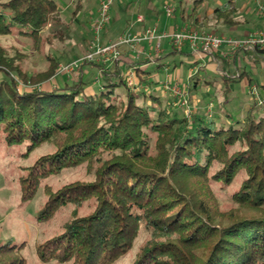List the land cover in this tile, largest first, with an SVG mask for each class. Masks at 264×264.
Listing matches in <instances>:
<instances>
[{
  "label": "trees",
  "instance_id": "trees-1",
  "mask_svg": "<svg viewBox=\"0 0 264 264\" xmlns=\"http://www.w3.org/2000/svg\"><path fill=\"white\" fill-rule=\"evenodd\" d=\"M206 1L193 0L190 16ZM237 14L232 6L215 9L213 17L232 27L240 23ZM61 16L56 0H8L0 5V36L29 39L38 48L44 30ZM24 54L0 45V132L9 146H24L26 157L51 150L25 168L22 200L30 202L42 190L40 223L70 206L95 203L86 215L74 211L60 234L38 246L43 263L117 264L137 249L131 264H264V114L255 105L243 120L228 124L140 105L145 94L131 92L119 77L104 76L94 94L81 79L23 91L21 81L49 80L59 65L49 56V68L30 75L21 66ZM221 63L227 68L226 60ZM247 77L242 69L238 77L221 79L229 87ZM84 165L91 180L58 189L47 183ZM239 178L233 206L223 209L218 189ZM143 231L149 238L139 248ZM25 246L0 243V264H27Z\"/></svg>",
  "mask_w": 264,
  "mask_h": 264
},
{
  "label": "rangeland",
  "instance_id": "rangeland-1",
  "mask_svg": "<svg viewBox=\"0 0 264 264\" xmlns=\"http://www.w3.org/2000/svg\"><path fill=\"white\" fill-rule=\"evenodd\" d=\"M6 1L8 0H0V5ZM56 1L62 8V16L58 23H52L44 30L38 48H36L34 42L29 39L19 38L14 35L0 36V45L5 46L6 48L15 46L25 53L24 60L21 63V66L23 70L30 75L45 72L49 68V56L55 58L59 62L56 74L49 80L39 83H33L31 81H21L19 84V88L23 91H29L33 89L42 90L46 87H49L50 85H55L57 88H62L65 86L66 82L72 83L74 80L77 81L81 78V75H76L74 77V80H72V78L66 79L67 75H63L59 72L62 66L70 63L73 59L84 56L87 53L86 50L89 49V43L93 39L91 19L94 20V18H96L95 16H97L96 14H98L100 0H83L82 7L75 19H72V14L75 11L77 0ZM142 1L143 0H134L131 2V0H117V4L125 3L124 5H121V7H124L126 11L121 18L115 11V22L118 25L117 30L119 32L118 35L120 34L119 36L133 33V31L130 29L129 23L135 22V18L137 17V15H141L145 18L151 16V12L144 10L143 6H140L139 9L138 6H136ZM180 1L176 4L168 3V6L172 7L175 10L173 17L171 18L172 20H170L172 25H174L175 21L181 22V15L183 12L186 15H189L194 9L193 0H183L184 3L181 6ZM229 1L230 0H207L204 3L203 7L200 8L193 17L195 19L196 17H199L201 15L205 19V21H203L201 25H192V27L199 31H205L218 35L226 34V36L237 38V34L234 35V31H230L229 28L223 27V24H220L221 26H218L217 29L210 28L212 27L215 19H213L212 14L208 13L207 11L215 9L216 7H224L229 3ZM239 1H241L240 3H245V9L243 11L244 13H238V16L236 18L240 20H243L245 18V20L249 19V21H253H251V23L247 21L248 23L242 27V29L244 30H241L243 34V32L245 31L252 30L255 22L257 24L261 21H264L258 11L259 4L263 3L264 0ZM158 2L160 3L159 8L162 9V0H158ZM111 15L112 17H114L113 10H111ZM165 17H167L166 13L162 11L160 13V18L163 19ZM156 25L159 27L158 24ZM219 30H222V33H220ZM227 31L228 33H226ZM174 32L175 31L169 32L168 29L165 31H160V33H165L168 36L166 39L161 41V47L163 51L168 50L167 56L165 52L163 55V59H165L166 64L170 65L172 68L174 67L173 65L175 64V62L179 60L180 55L173 52V48L170 45H168L167 47L166 41H168V43L170 44V34ZM238 62H240V60H238ZM247 70L250 73L255 72L252 67H248ZM90 71L91 75H84V80L86 82L89 80L90 76H99V72L97 70ZM150 71L152 72V76L148 79V84L152 91L156 88L154 94H151L159 97L160 101H156L152 97H150V92L147 91L146 93H144L145 97L139 100V104L156 108H168L181 113L180 111L183 110L181 107H179L181 110L176 107H171V104L169 102L170 100L165 101L162 96V84L167 80L173 82L174 77H172L171 72L175 71V67L169 73L171 78H167V73L164 72L161 68L152 66L150 67ZM183 72L184 75H187L189 72V68L187 66H183ZM99 77L101 78L102 76ZM2 78H4V74L0 73V81ZM220 78L218 79L221 80ZM202 85L201 88H206L209 93L202 92V95L198 99H196L195 104L197 105V107H199V109L193 108L196 106H193L194 101L192 103V100L191 106L193 108V114L201 113L202 115H206L208 117L209 114L214 113V108L215 110L217 109V104L223 103V100L218 97L219 94L213 89L215 88L214 85H208L205 80H203ZM223 86L225 87V84H223ZM158 88H161V90L159 91ZM120 92H125L123 87L120 88ZM255 93L257 94L258 91ZM208 95L209 97H211L210 99H208ZM257 97V95L253 96L250 93V90H247V93L242 94L240 96L241 100L239 102H235L232 107L229 106V111L231 115H233V118H236L240 115L238 111L239 109H242L241 104L247 101L246 103H248V107L245 108V113L244 110H242L243 112L241 113L242 115L244 114V119L246 117V114L248 113L247 111L250 109L249 107L254 105L253 100H255ZM260 100L263 99L261 98ZM209 103H213V107L210 111L208 108ZM224 107L225 106H223L222 108ZM258 107L259 110H261L258 113L262 112L261 114H264V106ZM211 119L213 121H219V117L216 118L213 116ZM50 150V147L43 148L41 150H38L31 156L26 157L24 156V154L26 153V148L24 146H9L6 143L5 134L0 132V243H12L21 245L25 242L26 246L23 250V256L26 258L27 264H59L57 262L43 263L38 256V246L44 243L46 240L60 234L63 231L65 223L72 219V213L74 211H76L78 215H86L90 213L95 207L94 202L86 203L82 207L70 206L66 209L61 210L50 222L40 223L37 220L38 214L42 210L46 198L42 190H40L37 196L32 201L24 202L22 200L20 192V179L27 173V169H25L26 167L32 166L40 154L48 152ZM92 175L93 174L92 170L90 171V167L84 165L73 170L65 171L61 176L49 179L47 183L54 189H58L68 183L77 180H91L93 178ZM241 182L242 178H239L233 183L232 186L225 187L224 189H218L217 194L222 202L223 209H228L233 206L231 198L233 193H235L239 189ZM148 238L149 235L145 231H143L137 240V247L140 248L142 245H144ZM136 252L137 249L130 252L128 255L119 260L117 264H131V262L134 260V255L136 254Z\"/></svg>",
  "mask_w": 264,
  "mask_h": 264
},
{
  "label": "crops",
  "instance_id": "crops-1",
  "mask_svg": "<svg viewBox=\"0 0 264 264\" xmlns=\"http://www.w3.org/2000/svg\"><path fill=\"white\" fill-rule=\"evenodd\" d=\"M132 1L134 0H131V2ZM179 1L180 0H162V5H163L162 9L159 8L160 3L158 2V0H143L142 2L137 4L136 6H138V9L140 6H143L144 10L151 12V16L148 18H145L141 15H137V17L135 18L136 21L129 23L130 29L133 31V34H140L149 27L157 26L156 24L159 25V27L157 26L159 31H165L168 29L169 32H173V31L176 32L184 28H193L192 25L197 26L196 24H194V18L191 17L190 14L186 15L184 12L181 15L182 16L181 22L175 21L174 25H172L170 21L172 20L171 18L173 16L170 17V19H167L169 17H165L163 19L160 18V13L162 11L165 12V6H168V3L176 4ZM240 2L241 1L239 0H230L229 3L225 5L224 7H216L215 9L219 8V9L225 10V9H229L232 6H234L237 9L238 13H244L243 11L245 9V3L244 2L240 3ZM183 3H184L183 0H181L180 6ZM124 4L125 3L117 4V0L114 1L113 6H112V10L114 11V17H112V21L110 25L102 33L103 44L116 42L119 39L120 34L118 35L119 33L117 30L118 25L115 22V11L117 12L120 18L123 17L122 15L126 11L124 7H121V5H124ZM215 9H211L207 11L208 13L212 14L213 19H215L213 17V12ZM237 16L238 15H236V17ZM140 17H143L144 20L139 21ZM236 17H235V20L240 21L239 25H235V26L227 27V28H229L230 31H234V35L237 34V38L247 37L250 34L255 33L256 31L264 28V21L263 22L261 21L257 24L255 22L252 30L245 31L242 34V31H244L242 27L248 22L251 23L252 20L251 21H249V19L245 20V18L243 20H240ZM199 20H200L199 22L200 24H202L203 21H205V19L201 15L199 16ZM91 21L93 20L91 19ZM220 24L221 23L217 24L216 21H214L212 27L210 28L217 29L218 26H221ZM223 27H226V26H223ZM228 31L226 33H228ZM219 32L222 33V30L221 31L219 30ZM223 35H226V34H223ZM166 45L167 47L168 45H170L173 48V52L180 55L179 60H177L175 64L173 65L175 67L174 72H171L172 69H174V67L172 68L170 65H167L165 62V59H163L164 53L166 52V56H167L168 50L163 51L161 47L160 54L156 55L155 50H154L155 42L154 43L142 42L139 44L136 50H132L129 46L124 45V46H121L120 48L121 57H120L119 62H115V63L108 62L106 65H103V64L100 65L101 67H99L96 64L86 65L84 67L85 71L83 68V73L81 74L80 79L83 80L84 83H86L85 91L89 94L97 93L99 89L102 88L104 76L105 77L106 76L115 77V78L119 77L125 80L124 78L125 75L130 71V69H132L134 70V73H135L136 83L139 86H141V88L137 92H134V93L139 94V93H146L147 91H149L150 92L149 94L152 95L156 91V88L153 89V91L151 90L148 84V79L152 76L150 67L153 66V67L161 68L164 72L167 73L166 74L167 76L170 75L169 74L170 72L172 73V77H174V80L179 82L180 86L184 89H187V91L189 92L192 103L194 101L193 106H196V107H193L194 109L195 108L199 109V107H197V105L195 104V101L202 95V92L209 93V91L206 88H201L203 80H205V82L208 85H214L215 88L213 89L215 90V92L219 94L218 97H220L223 100L222 104H224L225 106L224 108H222L223 107L222 104H217L216 105L217 109L215 110L214 108V113L212 114V116L216 118L219 117V121H215L216 123L226 122L228 124H232L236 121L243 120L244 114L242 115L241 113L243 112L242 110H244V113H245V108L248 107V103H246L247 101L245 100L246 102L241 104L242 109H239L238 111L240 115L237 114L239 116H237L236 118H233V115H231L229 111V106L232 107L235 102L236 103L239 102L241 100L240 96L244 93H247V90H250V93L253 96H256V95L258 96L255 100H253V104L256 106L257 109H259L258 106H264V53L261 52L263 50H258V51L231 50L230 48L223 47L219 51H216L213 57L211 58L205 54L192 51L188 43L184 45L181 51L176 50L172 46L171 41H170V44L168 43V41H166ZM86 51L88 52L89 49H87ZM76 59H73V60H76ZM222 60L227 61L228 63L227 68H225L223 64L221 63ZM238 60H240V62H238ZM183 66L184 67L187 66L189 68V72L187 75H184ZM248 67H252L255 70V72H251V73L248 72L247 70ZM89 68L90 70H97L99 72V76H102L100 79L101 80L100 83L96 82V79L99 78V76H96V77L90 76L87 82L84 80L85 74L91 75V71L89 70ZM138 68L141 69L142 71L137 74L136 71ZM256 68H260V69H256ZM101 69L105 70L104 75L101 74ZM242 69H245L247 71L249 77L244 78L242 80H238L237 82H231L229 84V87H226V85L225 87L223 86V84L225 83L220 78L222 76H225V74L223 73H226V75H229L228 77L232 79L235 77H231V76L239 75V70L241 71ZM140 78L144 79L145 81L141 82ZM218 78H220L221 80H219ZM66 79H70V78L66 77ZM74 79L75 78L72 77V80ZM237 86L239 90L237 89ZM46 88L53 89V85H50L49 87H46ZM158 90L160 91L161 88H158ZM257 91L258 93L256 94L255 92ZM162 96L165 99V101L170 100L169 102L171 104L170 105L171 107H176V108L180 107L178 103H176L177 101L172 96L171 93L165 92L164 90H162ZM210 98L211 97H209L208 95V99ZM261 98L263 100H260ZM254 105L250 106L249 107L250 109L247 112L252 110V108H254ZM217 111H220V112H217ZM180 112H182L185 115L183 110H181Z\"/></svg>",
  "mask_w": 264,
  "mask_h": 264
},
{
  "label": "built area",
  "instance_id": "built-area-1",
  "mask_svg": "<svg viewBox=\"0 0 264 264\" xmlns=\"http://www.w3.org/2000/svg\"><path fill=\"white\" fill-rule=\"evenodd\" d=\"M115 0H100L99 9L96 18L92 21L91 30L93 39L89 43V51L82 57L71 61L70 63L62 66L60 72L63 75H67L68 78L81 75L83 68L86 65L96 64L106 65L108 62H119L121 57V46H129L132 50H136L140 43L150 42L154 43V50L156 55L161 52V41L168 36L165 33H160L157 26L149 27L140 34L122 35L116 42L103 44L102 33L110 25L112 21L111 10ZM258 11L264 19V2L258 6ZM175 10L170 6H165V13L167 17H172ZM143 17H140L139 21H143ZM172 46L181 51L186 43H188L194 52L205 54L209 57H213L216 51H219L223 47L230 48L231 50H264V28L250 34L244 38H232L226 35H218L214 33H208L205 31H199L193 28H184L170 34ZM105 70L101 69V74L104 75ZM225 76H229L226 75ZM233 75L231 77H236ZM125 82L131 92H137L141 86L136 83L134 70L125 75ZM167 78H171L170 75ZM101 78H97L96 82L100 83ZM170 82L167 80L162 84V89L165 92H169L176 99L178 105L184 110L185 116L190 120L193 115V108L191 106V97L187 89L180 86L179 82L173 80ZM57 87L53 85V89ZM41 90V89H39ZM213 103H209V111L212 109ZM209 118L212 114L208 115Z\"/></svg>",
  "mask_w": 264,
  "mask_h": 264
}]
</instances>
